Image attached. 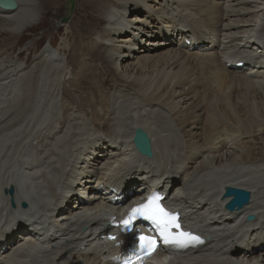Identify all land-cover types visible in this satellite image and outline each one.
Wrapping results in <instances>:
<instances>
[{"label": "bare ground", "instance_id": "6f19581e", "mask_svg": "<svg viewBox=\"0 0 264 264\" xmlns=\"http://www.w3.org/2000/svg\"><path fill=\"white\" fill-rule=\"evenodd\" d=\"M15 1L16 9H0V37L31 31L29 37L52 26L46 18L34 24L43 2L62 23L51 46L60 35L69 45L42 50L43 33L29 49L28 65L18 67L0 52V264L7 258L10 264H109L77 251L88 242L76 235L78 217L97 224L120 207L113 202L119 191L123 199L137 198L167 174L172 178L163 185L176 188L169 201L186 222L224 232L216 250L173 264H264V0ZM189 31L200 33L205 46H185L178 36ZM232 53H257L261 65L238 72L228 66ZM101 67L112 74L108 85ZM44 112L52 117L43 119ZM137 127L150 135L154 158L137 155L118 178L114 171L133 152ZM148 166L163 170L159 182L137 178ZM11 186L18 202L56 213L57 230L36 234L43 247L32 255L17 230L24 214L8 205ZM229 186L253 193L231 216L219 200ZM249 213L258 219L243 223ZM153 261L160 263L161 255Z\"/></svg>", "mask_w": 264, "mask_h": 264}, {"label": "snow or ice", "instance_id": "6c2138e0", "mask_svg": "<svg viewBox=\"0 0 264 264\" xmlns=\"http://www.w3.org/2000/svg\"><path fill=\"white\" fill-rule=\"evenodd\" d=\"M162 199L163 197L158 193H153L143 203L134 205L117 225L127 232L132 230L138 219H144L150 221L157 232V235L138 234L135 237L137 243L133 258H125L123 264H142V261L154 255L161 245L167 248L184 249L204 242L199 235L183 229L179 213L166 209L161 203ZM110 219L115 218L110 217ZM110 238L116 239L115 236Z\"/></svg>", "mask_w": 264, "mask_h": 264}, {"label": "rangeland", "instance_id": "374dc122", "mask_svg": "<svg viewBox=\"0 0 264 264\" xmlns=\"http://www.w3.org/2000/svg\"><path fill=\"white\" fill-rule=\"evenodd\" d=\"M63 4H62V6H63ZM42 5L44 7V13L40 15V18L34 24H36L37 22L41 23L46 18L52 23V26L46 25V26H44V28L41 31L39 30L40 32L38 35H31L29 37H28V35L32 34L31 31H25V33L22 32L20 35L15 34L14 37L12 36L13 39H12V37L9 38L10 40L5 39L7 36L0 37V52H2V49H3V51H5L4 52L5 55L3 54L4 56H2V58H4L7 62L14 60L15 63H17L16 67H18L22 64L23 65L25 64L26 58L28 56H30L29 49L35 46V43H34L35 40L40 39L41 36L43 35V33H48V37L44 40L42 46L40 47V48H42V50H45V48H47V47H51L52 49L54 48V50H57V49H60L63 44L67 43L69 45V42L66 39V36H64V35L59 36V41H57V45L55 47H52L50 45V40H52L53 38H55V40H56V37H57L56 35H58V33H60V31H58V29L62 23H57L55 21V18H54V11L55 10H50V11L45 12V9H47V5L44 4L43 2H42ZM62 12H64V11H62ZM81 16L84 17V14H82L81 12H78L77 17H79V20H82V18H80ZM33 27L34 26H30L29 28L32 29ZM2 35H4V34H2L0 32V36H2ZM54 36H56V37H54ZM19 38H22V39L19 40ZM18 40H19V43H18ZM11 57L13 60L11 59ZM70 57H71L70 55H66V57H63L65 64L70 63V60H69ZM74 58H75V55L71 58V61L74 60ZM25 65H28V64L26 63ZM101 70H102V73H104L103 74V81L106 82V85H108V79L106 78V76L112 75V74L108 73L109 70L105 69L104 67H101ZM112 78H113V76H112Z\"/></svg>", "mask_w": 264, "mask_h": 264}, {"label": "water", "instance_id": "95a60500", "mask_svg": "<svg viewBox=\"0 0 264 264\" xmlns=\"http://www.w3.org/2000/svg\"><path fill=\"white\" fill-rule=\"evenodd\" d=\"M0 6L3 9L12 10V9H15L17 7V3L15 0H0ZM138 137H139V139H138ZM135 144L141 153H143L149 157L153 156L150 138H149L147 133H145L144 131H142L140 129H138L136 132ZM230 193H236L237 194L233 203L230 206H228V208L230 210H234L235 208L240 209L245 204H248L250 201L251 193L248 191L231 190ZM248 219L252 220V219H254V216H249Z\"/></svg>", "mask_w": 264, "mask_h": 264}]
</instances>
